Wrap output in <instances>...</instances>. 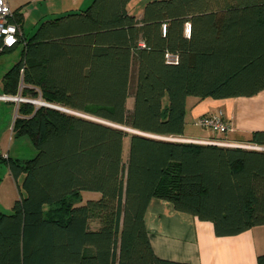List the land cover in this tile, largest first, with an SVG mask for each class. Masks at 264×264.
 <instances>
[{
	"label": "trees",
	"instance_id": "1",
	"mask_svg": "<svg viewBox=\"0 0 264 264\" xmlns=\"http://www.w3.org/2000/svg\"><path fill=\"white\" fill-rule=\"evenodd\" d=\"M130 1L92 0L27 38L14 10L22 48L0 96L70 112L17 107L13 131L37 153L22 163L0 153L24 191L0 214V264H189L152 248L144 214L153 198L210 222L217 236L264 225V150L167 139L184 138L187 97L264 89V0H151L141 18ZM15 46L0 38V55ZM250 141L264 148V130ZM82 191L100 198L78 205Z\"/></svg>",
	"mask_w": 264,
	"mask_h": 264
},
{
	"label": "crops",
	"instance_id": "2",
	"mask_svg": "<svg viewBox=\"0 0 264 264\" xmlns=\"http://www.w3.org/2000/svg\"><path fill=\"white\" fill-rule=\"evenodd\" d=\"M10 1L7 0L13 10L21 6ZM91 1L67 0L66 5L62 2V7L56 10L53 18L68 11L82 10ZM142 13L143 9L135 16L141 18ZM219 110L229 126L226 133L195 135L186 131L188 124L197 125L200 116ZM260 130H264V89L252 96L186 98L184 138L255 145L250 140L253 133ZM144 223L155 253L168 260L189 264H256L257 256L264 253V225L251 227L238 235L217 236L210 222L199 221L188 213L176 211L170 202L162 199L150 200Z\"/></svg>",
	"mask_w": 264,
	"mask_h": 264
},
{
	"label": "rangeland",
	"instance_id": "3",
	"mask_svg": "<svg viewBox=\"0 0 264 264\" xmlns=\"http://www.w3.org/2000/svg\"><path fill=\"white\" fill-rule=\"evenodd\" d=\"M151 0H132L129 4V12L137 15L142 11L145 3ZM67 4V0H11L10 3H17L21 5L19 12L23 16L22 20V33L24 37H30L38 25L46 20L53 18L56 15V10ZM52 13V14H51ZM22 44H18L14 49L0 55V95L3 94L2 75L8 70L19 58ZM134 84V73L132 76V85ZM10 100L0 99V153L5 154L13 160H28L33 158L37 149L33 144L31 138L27 134L18 135L13 131V123L18 115L17 107L20 103L29 102L33 106H41L40 103H45L40 97L35 99H27L21 94L9 96ZM21 99V100H20ZM27 99V100H26ZM47 104V103H45ZM52 105V104H51ZM133 105V97L130 96L127 99L126 106L131 109ZM53 106V105H52ZM55 106V105H54ZM67 110V109H66ZM69 111V110H67ZM70 112V111H69ZM86 117H91L87 114H81L72 112ZM187 132L195 135L208 134L211 131L202 128L198 125L188 124L186 128ZM132 132L129 129H126ZM214 134V133H213ZM212 135V132H211ZM179 139V138H178ZM129 137L124 139L123 147V160H126L128 154ZM22 163V162H21ZM23 175H20L17 180H14L10 174L8 163L6 161L0 162V214H9L12 212V206L15 200L24 195V191L21 188ZM100 198V194L97 192L82 191L80 193L81 201L78 205L84 204L87 200H97ZM77 205V204H76ZM54 206L47 207L45 209L46 214L52 213ZM58 208V207H57ZM96 224L93 223V226Z\"/></svg>",
	"mask_w": 264,
	"mask_h": 264
},
{
	"label": "built area",
	"instance_id": "4",
	"mask_svg": "<svg viewBox=\"0 0 264 264\" xmlns=\"http://www.w3.org/2000/svg\"><path fill=\"white\" fill-rule=\"evenodd\" d=\"M13 19H14V10L9 6L7 0H0V38L2 39L3 44L6 47L15 46L18 43V37L21 34L18 25L13 21ZM162 30L163 32L165 31V25H163ZM189 32H190V26L186 24L185 34L188 36ZM165 57L168 63L174 64L177 62V57L175 55L166 54ZM0 99L10 100L11 98L9 96H0ZM196 124L198 126H201L202 128L210 130L215 134H224L229 129V126L224 119L223 112L220 110L213 114H206L200 116L197 119ZM167 139L178 140V138H173V137H168ZM180 141L264 150L263 147L257 145L232 144L223 140H216V139L201 140V139L180 138Z\"/></svg>",
	"mask_w": 264,
	"mask_h": 264
},
{
	"label": "water",
	"instance_id": "5",
	"mask_svg": "<svg viewBox=\"0 0 264 264\" xmlns=\"http://www.w3.org/2000/svg\"><path fill=\"white\" fill-rule=\"evenodd\" d=\"M41 105H44V106H49V107H52V108H56V109H59V110H62V111H65V112H69V111H67L66 109H64V108H62V107H59V106H52V105H50V104H45V103H40ZM91 119H94V118H91ZM95 120V119H94ZM97 120V119H96ZM98 121V120H97ZM100 121V120H99ZM104 123H106V122H104ZM133 132V131H132ZM137 133V132H136ZM176 141H180V138L178 139V140H176Z\"/></svg>",
	"mask_w": 264,
	"mask_h": 264
}]
</instances>
